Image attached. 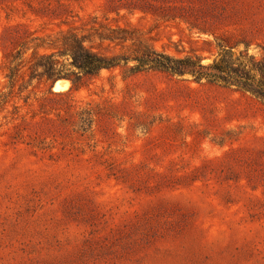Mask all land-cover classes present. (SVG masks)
Listing matches in <instances>:
<instances>
[{
  "label": "rangeland",
  "instance_id": "rangeland-1",
  "mask_svg": "<svg viewBox=\"0 0 264 264\" xmlns=\"http://www.w3.org/2000/svg\"><path fill=\"white\" fill-rule=\"evenodd\" d=\"M68 31L105 54L211 62L223 36L260 57L264 0H0V264H264V104L157 70L69 90L26 66L7 87V57Z\"/></svg>",
  "mask_w": 264,
  "mask_h": 264
},
{
  "label": "trees",
  "instance_id": "trees-1",
  "mask_svg": "<svg viewBox=\"0 0 264 264\" xmlns=\"http://www.w3.org/2000/svg\"><path fill=\"white\" fill-rule=\"evenodd\" d=\"M101 28L102 30L96 32L100 41L124 43L133 39L130 31L120 25H105ZM40 40V43H36L37 51L30 60L25 61L24 53L20 50L6 58L7 87L14 88L21 69L26 66L30 78L33 79H44L52 85L57 80H69L71 82L69 90L80 88L84 84V78L95 77L103 69L125 68L131 73L157 70L173 76H188L196 81L205 80L234 88L250 94L264 104V55L259 57L251 53L248 45L236 50L237 44H230L223 36L216 37L217 54L211 62H204L203 58L196 54L171 55L149 45L136 50L133 55L105 54L87 44L92 40L90 37L79 35L75 31L61 33L52 43H44L42 38ZM40 48L52 50L40 51ZM23 90L24 86L21 85L18 93H22ZM11 93V90L8 93H1L0 107L2 105L3 108L6 107L9 102L7 95ZM17 107L14 105L15 109ZM89 119L90 116L82 118L84 122Z\"/></svg>",
  "mask_w": 264,
  "mask_h": 264
},
{
  "label": "bare ground",
  "instance_id": "bare-ground-1",
  "mask_svg": "<svg viewBox=\"0 0 264 264\" xmlns=\"http://www.w3.org/2000/svg\"><path fill=\"white\" fill-rule=\"evenodd\" d=\"M59 81H62V80H59ZM59 81L56 82L54 88H55V87H58V83H59ZM65 81H68V80H65Z\"/></svg>",
  "mask_w": 264,
  "mask_h": 264
},
{
  "label": "water",
  "instance_id": "water-1",
  "mask_svg": "<svg viewBox=\"0 0 264 264\" xmlns=\"http://www.w3.org/2000/svg\"><path fill=\"white\" fill-rule=\"evenodd\" d=\"M57 81H58V80H57ZM57 81H56V82H57ZM56 82L54 83V85H53V88H54V86H55Z\"/></svg>",
  "mask_w": 264,
  "mask_h": 264
}]
</instances>
